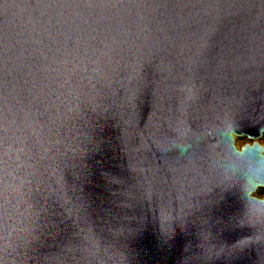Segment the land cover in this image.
I'll return each mask as SVG.
<instances>
[{"label":"water","instance_id":"95a60500","mask_svg":"<svg viewBox=\"0 0 264 264\" xmlns=\"http://www.w3.org/2000/svg\"><path fill=\"white\" fill-rule=\"evenodd\" d=\"M226 120L264 128V0H0V264H264Z\"/></svg>","mask_w":264,"mask_h":264},{"label":"clouds","instance_id":"9594fccd","mask_svg":"<svg viewBox=\"0 0 264 264\" xmlns=\"http://www.w3.org/2000/svg\"><path fill=\"white\" fill-rule=\"evenodd\" d=\"M224 125L221 135L228 158L223 181L236 188L250 215L264 218V195H257L264 190V128L259 130L258 136L251 137L232 120L224 121ZM185 140L182 136L169 138L163 153L166 155L174 149L178 155L186 157L191 145Z\"/></svg>","mask_w":264,"mask_h":264},{"label":"rangeland","instance_id":"374dc122","mask_svg":"<svg viewBox=\"0 0 264 264\" xmlns=\"http://www.w3.org/2000/svg\"><path fill=\"white\" fill-rule=\"evenodd\" d=\"M246 137H243L241 139H245ZM257 195H264V190H261L260 192L257 193Z\"/></svg>","mask_w":264,"mask_h":264}]
</instances>
